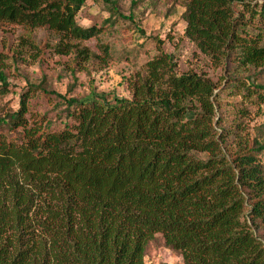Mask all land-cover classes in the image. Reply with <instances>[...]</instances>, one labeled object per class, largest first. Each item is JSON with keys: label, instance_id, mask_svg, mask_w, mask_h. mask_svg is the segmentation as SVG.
Masks as SVG:
<instances>
[{"label": "trees", "instance_id": "trees-1", "mask_svg": "<svg viewBox=\"0 0 264 264\" xmlns=\"http://www.w3.org/2000/svg\"><path fill=\"white\" fill-rule=\"evenodd\" d=\"M104 1L124 17L116 0ZM252 1L184 0V35L215 63H264V0ZM83 2L0 0V21L42 27L56 53L78 66L94 57L101 69L107 46L96 55L84 44L100 26L75 21ZM233 4L261 20L254 36ZM173 67L165 53L147 60L128 81L129 98L56 94L74 107L73 124L59 131L27 124L28 89L0 114V264H143L157 233L181 264H264V140L236 135L240 120L215 130L224 116L213 120V84ZM7 85L0 67V96Z\"/></svg>", "mask_w": 264, "mask_h": 264}, {"label": "rangeland", "instance_id": "rangeland-1", "mask_svg": "<svg viewBox=\"0 0 264 264\" xmlns=\"http://www.w3.org/2000/svg\"><path fill=\"white\" fill-rule=\"evenodd\" d=\"M261 1L253 0L251 5ZM183 3L184 0H116L117 9L124 16L120 17L116 13L109 15L104 0H84L75 21L82 26H100L97 36L84 44L96 55L100 54L101 46H107L110 60L101 69L93 64L94 57L78 66L72 62L71 54L56 53L52 47L56 37L42 27L28 28L0 21V67L8 83L6 93L0 96V114L16 110L18 95L28 89L24 114L27 124H36L44 132L59 131L64 124H73L67 113L74 107L66 108L58 95L83 102L129 98V79L137 72L143 73L147 60L165 53L176 73L194 71L213 84L214 96L220 104V110L215 105L213 120L217 121L220 114L224 116L218 124L213 122L215 130L220 125L234 128V123L240 120L243 127L236 135L247 140L259 135L264 140V101L260 102L257 96L264 94V63L245 67L227 60L215 63L201 53L184 35ZM233 6L234 12L243 11L240 18L246 21L244 30L251 36L259 32L261 20L250 18L249 10H243L240 4ZM26 39L32 44L24 42ZM239 82L251 90L249 94L242 87L236 92L234 85ZM240 109L245 110L243 116L238 112ZM9 133H20V129L8 132L7 137ZM231 136L225 137V144L231 143ZM259 156L264 164V151ZM181 263L180 254L164 246L160 234L147 241L143 264Z\"/></svg>", "mask_w": 264, "mask_h": 264}]
</instances>
